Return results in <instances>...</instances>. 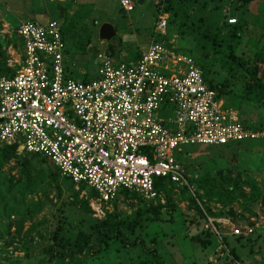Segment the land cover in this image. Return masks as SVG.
<instances>
[{
	"label": "built area",
	"instance_id": "2783aa9c",
	"mask_svg": "<svg viewBox=\"0 0 264 264\" xmlns=\"http://www.w3.org/2000/svg\"><path fill=\"white\" fill-rule=\"evenodd\" d=\"M119 2L126 13L135 8L133 0ZM167 21L161 12L162 32ZM17 33L24 47L19 68L0 76V145L45 156L62 176L90 187L100 219L122 190L157 202V179L186 187L202 213L201 228L216 240L217 258L241 264L227 237H250L256 225H237L230 214L208 210L175 151L264 140V128L247 125L239 109L209 86L195 58L174 46L153 42L129 64L99 51L97 77L81 81L66 76L62 22L21 20Z\"/></svg>",
	"mask_w": 264,
	"mask_h": 264
},
{
	"label": "rangeland",
	"instance_id": "374dc122",
	"mask_svg": "<svg viewBox=\"0 0 264 264\" xmlns=\"http://www.w3.org/2000/svg\"><path fill=\"white\" fill-rule=\"evenodd\" d=\"M133 1L134 10L126 13L121 9L119 0H74L66 11L64 4H69L70 0H0V21L5 19L9 23L2 26L1 36L4 41L18 39L17 25L21 20L45 22L54 18L64 24L66 12L74 16L82 5L84 11L81 13L83 17L80 24L83 30L74 39L67 37L64 62L69 77L76 80L97 76L100 63L98 51H107L115 59L129 60L147 49L151 42L163 39L158 37L160 34L177 49L193 48L189 37H183L175 28L168 26V13L165 32L158 28L161 11L157 8L156 0ZM206 1L210 5H220V10L215 14L218 23L234 18L242 22L246 18L247 27L242 44L246 51L255 50V43L259 47L264 46V0ZM196 6L193 4L189 11L196 12ZM105 23L113 25L116 31L110 40H102L100 37V28ZM17 49L13 45L7 47L10 54L8 63L16 57ZM17 64L13 65L15 69L19 68ZM234 91L240 94L239 88L235 87ZM234 104L247 115V123H256L254 109H248L238 101ZM175 153L191 175V185L201 202L207 204L208 210L212 206L216 215L229 213L237 225H256L249 238L228 236L227 240L230 248L234 247L242 259V264H264V140H245L239 146L232 143L227 147L184 145ZM38 165L32 169L28 186L25 187L27 176L22 170L21 160L12 159L0 170V178H13L14 189H17L8 192L0 203V264H45L46 248L53 242L52 233L59 218L63 220L64 228L71 232H77L84 219H100L91 207L94 194L90 187L80 190L79 186L71 187L64 180L56 184L49 183L43 173L48 165ZM17 179H20L19 185L16 184ZM230 186L236 196L233 202L225 198ZM168 187L172 189L170 198L175 208L170 211L168 196L162 191L161 199L154 202L162 205L158 218H154V213H137L138 209H144L152 202L139 196L129 200L119 197L106 204V213L115 211L120 217H128L133 221V229H124L130 243L113 242L109 251L90 255L76 264H136L146 258L143 244L155 248L166 264H208V261L212 264H230L225 258H217L215 255L216 240L213 236V244L207 247L191 240V235L201 232L202 223L193 220L198 217V208L194 206L188 188L175 185ZM78 190L79 197L88 200L91 213H85L78 205L70 203V196ZM187 202H190L189 208H185ZM29 207H36L38 211L32 218L21 219L19 215ZM134 241L136 245H132Z\"/></svg>",
	"mask_w": 264,
	"mask_h": 264
},
{
	"label": "trees",
	"instance_id": "16d2710c",
	"mask_svg": "<svg viewBox=\"0 0 264 264\" xmlns=\"http://www.w3.org/2000/svg\"><path fill=\"white\" fill-rule=\"evenodd\" d=\"M70 1L69 4H64L65 11L68 6H71L74 0ZM240 1L249 2L251 0ZM193 4L197 5L196 12L189 11ZM156 5L159 11L169 14L168 26L170 28H175L183 37H189L193 42L192 49L185 50L178 48V50L195 58L197 64L202 68L209 86L216 89L225 98L226 105L236 108L234 102L238 101L246 105L248 109H254L257 115L256 123H247V115L245 116L241 111L240 113L243 120L247 125L253 128H264V46L259 47L257 45L258 43H255L256 49L250 52L243 48V33L245 27H247L246 18H244L242 22L237 20V23L234 24L229 23L228 20H223L222 23H218L215 20V14L216 11L220 10V5H210L209 1L206 0H156ZM83 11L84 9L82 5H80L79 9L75 11L74 16H69L67 12L64 15L62 34L65 42H67V37L70 40L74 39L79 31L83 30V26L80 24L83 17L81 13H83ZM222 16L226 17V15L223 14ZM1 29L2 24L0 23V76H12L15 74L16 69L8 63L10 54L7 52V47L13 45L14 47L22 48L23 43L19 37H16L18 38L16 40L8 39L4 41L1 36ZM158 37L163 39H158L156 41H164L167 45H170L165 36L163 37V35L160 34ZM252 42L253 41H251V43ZM138 57L139 52L134 55L128 63ZM67 75L68 72L66 68V76ZM88 80L90 79L84 78L81 81ZM235 87L239 88L240 94L234 91ZM240 143L241 142H238L236 145L239 146ZM0 146V170L12 159L21 160V164L23 165L22 170L27 176V184H24V187L28 186L30 179L29 175L32 169L37 168L36 166H40L38 164L44 163L48 165L47 170H43V173L46 174L49 183L56 184L59 180H64L67 181L71 187L76 185L70 178L62 176L58 168L47 157L27 152L18 153L17 146L14 145ZM227 146H229V144L221 145L220 147ZM16 181V184L19 185L20 179ZM168 183L169 181H167V179L159 178L157 179L156 187L168 196L167 204L170 206L171 211L175 206L171 203L172 199L170 198V194L172 189L168 187ZM85 187H87L85 184H79L80 190ZM14 188L13 178L8 180L6 178L5 180L0 178V203L8 192L17 191V189ZM80 190H78L76 194L70 196V203L78 205L85 213H91L92 210L88 200L79 197ZM227 190L228 192L225 198L233 202L236 197L233 192V187L230 186ZM19 192L20 191H18V193ZM92 194L94 193L92 192ZM136 196L139 195L127 190H122L115 201L118 200L119 197L129 200V198ZM143 199L148 200L146 198ZM115 205H117L116 202ZM161 208V204L151 202V204L144 209H138L137 213H154V218H158ZM37 209L36 207H29L28 210L19 216L21 219L24 217L32 218L34 213L38 211ZM197 213L198 217H194L193 220H196L197 223H202V213L199 210ZM133 224V221L128 217H120L114 211L106 213V216L101 220L97 218L84 219L81 222L80 229H78L77 232H71L64 228L65 225L63 220L59 218L58 225L52 233L53 242L46 248L45 264H60L66 261V264H76L90 255H97L101 252L109 251L113 242L129 244L130 242L126 238L124 229H133ZM201 233H203L206 238H203ZM72 234H74L73 237L71 236ZM241 237L242 236L238 238ZM191 240L198 241L205 247L213 244L211 235L202 228L200 233L191 235ZM136 244V241L132 242V245ZM143 245L146 258L140 259L136 264H166L157 251H155V248H149L146 247L145 244ZM231 252L242 264V259L239 257L234 247H231ZM208 264L212 263L208 261Z\"/></svg>",
	"mask_w": 264,
	"mask_h": 264
},
{
	"label": "crops",
	"instance_id": "0c3cea01",
	"mask_svg": "<svg viewBox=\"0 0 264 264\" xmlns=\"http://www.w3.org/2000/svg\"><path fill=\"white\" fill-rule=\"evenodd\" d=\"M50 19H54V18H50ZM32 20H34V19H32ZM47 20H49V19H47ZM47 20H46V21H47ZM57 20H58V19H57ZM35 21H36V20H35ZM46 21H45V22H46ZM0 23L2 24V26H4V24H9L5 19H3L2 21H0ZM18 25H19V24H18ZM18 25H17V26H18ZM62 25H63V24H62ZM5 31H7V30H5ZM17 35H18V33H17ZM18 37H19V35H18ZM19 38H20V37H19ZM20 39H21V38H20ZM21 41H22V39H21ZM153 42H163V43L166 44V42H164V41H156V40H155V41H153ZM153 42H151V44H152ZM22 43H23V42H22ZM151 44H150V45H151ZM150 45H149V46H150ZM166 45H167V44H166ZM167 46H170V47H171V46H174V45H172V44L170 43V45H167ZM174 47H175V46H174ZM175 48H176V47H175ZM176 49H177V48H176ZM15 50H16V49H15ZM15 50H14V51H15ZM145 50H146V49H143V50L139 53V57H138L137 59L131 61L130 63H133V62L137 61V60L141 57V54L143 53V51H145ZM177 50H178V49H177ZM17 51H18V52L16 53V57H14V59L11 60L10 63H9L12 67H14L13 65H15V63H18L19 61H21V59H22V57H23V53H24V47H22L21 49H20V48L17 49ZM178 51H179V50H178ZM15 52H16V51H15ZM98 52H99V51H98ZM98 52H97V53H98ZM108 53H109V52H108ZM65 54H66V51H65ZM110 54H111V53H110ZM111 55H112V54H111ZM130 59H131V58H130ZM130 59H129V60H130ZM65 60H66V59H65ZM114 60L117 61V62H125V63L129 64V63H128L129 60H120V59H115V58H114ZM17 65H18V64H17ZM65 70H66V68H65ZM67 77H68V75H67ZM95 77H97V76H95ZM95 77H94V78H95ZM92 79H93V78H92Z\"/></svg>",
	"mask_w": 264,
	"mask_h": 264
},
{
	"label": "water",
	"instance_id": "95a60500",
	"mask_svg": "<svg viewBox=\"0 0 264 264\" xmlns=\"http://www.w3.org/2000/svg\"><path fill=\"white\" fill-rule=\"evenodd\" d=\"M116 35L113 25L105 23L100 28V37L102 40H110Z\"/></svg>",
	"mask_w": 264,
	"mask_h": 264
}]
</instances>
